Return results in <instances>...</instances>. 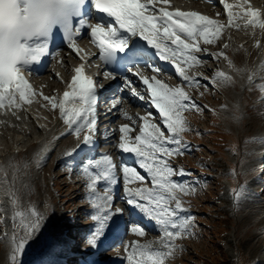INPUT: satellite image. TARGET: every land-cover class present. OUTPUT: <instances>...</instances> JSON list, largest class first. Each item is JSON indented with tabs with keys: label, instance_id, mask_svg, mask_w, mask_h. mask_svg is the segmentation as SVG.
Masks as SVG:
<instances>
[{
	"label": "snow or ice",
	"instance_id": "1",
	"mask_svg": "<svg viewBox=\"0 0 264 264\" xmlns=\"http://www.w3.org/2000/svg\"><path fill=\"white\" fill-rule=\"evenodd\" d=\"M222 3L227 14V27L240 29V21H244L245 29L264 30V13L253 8L249 0H240L236 4L222 0ZM169 5L170 0H0V110L11 111L19 119L17 111L24 105H31L36 96H41L45 102L43 107L59 110V118L65 125L61 135H73L77 140L76 146L66 152L65 157L73 156L82 146L95 149L99 91L104 89V84L85 73V64L91 65L98 60L104 66L105 80L119 78L122 81L109 101L107 111L116 109L130 122L119 125L118 142L113 146L123 154H130L134 163L126 162L121 156L117 164L111 155L101 153L89 157L80 173L86 179V199L92 208L89 218L95 222L86 237V249L98 250L107 232L119 227L116 221L120 216L128 217L124 235L145 236L148 229L139 220L131 218L132 210L154 222L160 233L156 240L144 243L139 240L123 242L122 258L126 264H166L177 251L184 250L176 243L177 239L194 236L195 217L190 213V204L184 207L186 202L182 196L195 194L198 182L173 179L191 173L182 167L174 168L170 158L182 156L191 149L183 139V134L192 130L184 113H202L206 106L197 104L185 88L234 84L233 77L222 70L214 71L211 77L201 74L208 84H201L200 78L189 75L191 68L206 63L197 54L204 53L217 61L223 58L229 68L238 73L244 71L237 69L226 55L228 43H224L219 52L210 53L206 47L221 38L226 25L195 11L179 8L170 11ZM234 8L239 11L234 12ZM57 32L62 36L63 45L80 63L71 70L70 81L62 95L45 96L32 87L25 74L41 75L47 71V65L43 63L45 58L49 63H63V49L53 47ZM81 41L93 45L98 55L85 52L80 46ZM154 58L170 62L181 82L172 86L159 79L166 73L157 66ZM141 66L150 69L153 75L145 76ZM129 74L139 78L140 90L134 86L136 81ZM55 76L63 82L58 72ZM247 82L253 83V75H248ZM125 89L133 97L145 101L143 115L137 112L132 116L124 108H117L125 103L122 98ZM258 90L264 93V84H259ZM152 109L158 112L157 117ZM234 118L241 117L235 115ZM134 132L136 134L132 135ZM197 134L200 135L198 131ZM103 135L107 139V127ZM45 151L42 149L37 153L38 166L46 162ZM19 167L12 159L0 164V184L4 186V196L8 200L6 204L0 199V227L5 228L3 239L10 245L9 264H22L21 256L31 243L43 236L55 211L47 204L44 212L37 211L32 205L21 210V198L8 178V169L13 170L15 178ZM68 167L71 172V165ZM121 176L123 193L117 197L116 186ZM146 180H150L151 187L147 186ZM136 183L140 186L129 187ZM242 194H246V186L233 192L237 208ZM115 199L125 207H115L113 211ZM9 208L11 215H3ZM59 243L53 235L45 246L54 247ZM117 255L120 256L119 250ZM87 264H94V261L89 260Z\"/></svg>",
	"mask_w": 264,
	"mask_h": 264
},
{
	"label": "rangeland",
	"instance_id": "2",
	"mask_svg": "<svg viewBox=\"0 0 264 264\" xmlns=\"http://www.w3.org/2000/svg\"><path fill=\"white\" fill-rule=\"evenodd\" d=\"M203 7L218 13L219 7L215 4L207 3ZM258 34L262 35L263 32L259 31ZM215 43L206 45L210 53L222 49L221 39ZM237 45L236 48L230 47L225 52L231 60L236 56L238 63L241 64L247 56L246 47L241 43ZM201 47L205 46L201 44ZM258 48L256 46L257 50L255 48L251 50L250 61L254 60ZM235 50H238L236 55ZM72 58L70 53L65 54L63 63H56L51 71L44 72L40 80H45V84L53 83V86H57L56 89L60 88L65 80L67 65L73 61ZM222 59L217 61L206 55L202 58L206 63L198 69H192L203 71L202 76L211 77L216 70L225 72ZM56 69L61 71L63 82L56 78V81L53 80L52 74ZM260 73L264 75L263 71ZM173 78L176 77L171 75V79ZM199 78L201 84H208L201 75ZM233 80L234 84L223 87L188 88V93L195 102L206 107L202 113L195 111L184 113L192 130L185 132L183 139L191 145V149L182 156L173 157L171 162L174 168L182 167L186 172L191 173V175L176 176L175 180L198 182L195 194L182 196L188 207L190 204V213L195 217L194 236L179 242L184 250L175 253L174 257L179 259H175L174 264L180 262L182 264H264V191H256L258 172L249 173L259 162L253 151L259 140L258 135L264 131V100H262L264 93L258 90V86L251 91L246 87L243 92V104L240 106L241 111L235 110L241 118L233 119L228 113L225 121L221 116L233 109L228 101L231 100L234 86L240 90L239 80L235 78ZM261 84H264V81ZM213 108L216 110L213 111ZM243 119L244 123H242ZM75 140L73 135L65 136L61 148L59 147L52 156L46 157V162H43L44 165L41 167H37V158L34 157L31 147L22 152L17 159L19 169L25 164L28 166L25 171L18 173V176L21 174L18 177V184L13 187L21 198V210L32 205L37 211L44 212L46 204L55 210L54 216L45 227L43 236L31 243L21 256L22 264H50L51 258L60 255L62 250L66 249V245L63 244L68 239L66 223L61 224L60 229L59 221L64 215L66 205L73 207L76 194L80 193L86 198L87 192L86 179L80 177V169L76 168L70 172L67 167L66 175L63 177L57 175V168L63 164L62 161H58V154L65 152L66 145L72 144ZM261 174L264 177V172ZM242 186H246V194H242L237 208L234 206L233 192ZM59 187L62 188L61 193L57 191ZM0 199L3 198L0 196ZM5 200L7 197L4 198ZM205 215L210 217L208 224L198 220L200 216ZM86 221L84 223H87ZM8 227L10 228V224ZM4 231L5 228L0 227V237L2 236L0 264H9L10 247L4 246L8 243L3 239ZM53 235L60 240V243L54 247H46V241ZM88 250L91 251L90 248L84 251L86 256L88 255L87 258H90L92 255ZM49 253L55 255L50 258ZM113 255L116 254L104 251L99 256L109 258Z\"/></svg>",
	"mask_w": 264,
	"mask_h": 264
},
{
	"label": "bare ground",
	"instance_id": "3",
	"mask_svg": "<svg viewBox=\"0 0 264 264\" xmlns=\"http://www.w3.org/2000/svg\"><path fill=\"white\" fill-rule=\"evenodd\" d=\"M226 2L231 3V4H236V3L240 2V0H226ZM214 3H216L218 5L220 13H219V15L212 13L209 15V17L214 19V20H218V21L222 22L224 25H226V27L224 28V30L222 32V36H221V40L223 42L221 47L223 48L224 43H228L229 47H233V48H236L238 46L237 44H239V43L244 44L246 47L247 56H246V59L243 63L239 64L237 61L238 58L236 59V58L232 57V61L234 62V65L236 66V68L237 69H244L243 72H241V73L236 72L235 70L229 68L228 64H226L224 67L225 72L228 75L237 77V79L239 80L240 90L237 87H235V89H233L234 91L231 93L232 94L231 95V102L234 105L238 106V108H240L241 104H243L242 101L244 100L243 99V92H244L243 87H245V85L248 84V82H247L248 75H253V79H254L256 76H259L258 74L262 71V68L264 66V50H263V48L258 46L259 40H260V34H261V33L260 34H258V33H259V31H261V29H259V28L253 29L251 27H248L247 29H245V28H243L244 21H240V23H241L240 29H237L235 27H227V14L223 10L222 0H214ZM249 4L253 8L259 9L261 11V13H264V8L262 7V5L260 3H255L253 0H249ZM233 11L234 12L239 11V9L234 8ZM263 35L264 34H262V36ZM256 46L259 47L258 51H257L258 53L256 52L257 53V55H256V54H254V52H252L255 55V58L253 61L252 60L250 61L251 50L253 48L256 49ZM237 52H238V50H237ZM200 54L201 53L197 54L198 57L200 56ZM253 54H251V55H253ZM205 56H206V54H205ZM74 60L79 61L78 58H76L75 56H74ZM240 60H239V62H240ZM142 69L145 70L146 68L142 67ZM146 71L147 72H146L145 76L151 77L153 75V73L150 69H147ZM190 74H191V71L189 70V75ZM45 77L46 76H44V79H45ZM52 77H53V80H55L54 74H52ZM131 78L136 81V85H134V86H138V83H140L139 78L137 77V79H135V77H133V76ZM158 78L163 79L166 83L171 85L170 81L167 78L160 77V76ZM42 82L45 84V80H42ZM44 84H42L43 85L42 91H44L45 94L47 93L46 90L53 89V88L57 87L56 85L53 86V83L52 84L48 83L45 85ZM31 85L33 87L32 83H31ZM38 89L39 90H36V89L35 90L37 92H41L40 91L41 88L39 87ZM256 93H257V91H256ZM54 94L60 95L59 92L53 90L51 92V94H48V96H52ZM124 95H126V94L123 93L122 98H124L123 97ZM40 97L41 96H39V95L36 96L31 105H24L20 111H17L16 115L20 117L19 119H17L16 116H13L11 111L0 110V164H5L6 161H8L9 159L13 160L15 158L18 150L23 151L25 148L26 149L32 148L33 152H34V157L38 158L37 153H40L42 149H46V151L44 153L54 150L55 145L59 142L60 138L63 137V135H61V134L64 133V131H65V125L63 124V121L59 118V112L54 113L55 115L53 118L48 117L45 114V111L43 110V106H41V104H40ZM129 107H131L132 111H134L132 104H130ZM134 109H136V108H134ZM13 111H15V110H13ZM250 111H251V109H250ZM235 113H236V111L234 110V114ZM226 115H225V117H226ZM242 123H244V119L242 120ZM41 125H43V127H41ZM56 137H59V139H56ZM32 146H34V147H32ZM27 167H25L23 165L21 167V169H19V171L17 172L15 178H13V175H12L13 170L11 168L8 169V178H9V182L12 185V187H15L18 184V181H19L18 177H20V175H21L20 174L18 176V173L19 172L21 173V171H25V169ZM0 176H2V174H0ZM0 185H2V184H0ZM78 208H79V206L77 207V210H78ZM80 215H82V214H80ZM113 232H114V228L110 229L107 232L106 236L102 239V241L99 244V246H100L99 250L100 251L105 249V246H107V244H109L113 240V238H112ZM105 262H107L108 264H114V261H105ZM97 264H105V263L97 262Z\"/></svg>",
	"mask_w": 264,
	"mask_h": 264
},
{
	"label": "trees",
	"instance_id": "4",
	"mask_svg": "<svg viewBox=\"0 0 264 264\" xmlns=\"http://www.w3.org/2000/svg\"><path fill=\"white\" fill-rule=\"evenodd\" d=\"M221 245H222V244H220V247H222ZM222 248H223V247H222Z\"/></svg>",
	"mask_w": 264,
	"mask_h": 264
}]
</instances>
